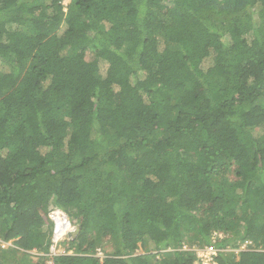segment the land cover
Wrapping results in <instances>:
<instances>
[{
  "label": "trees",
  "instance_id": "trees-1",
  "mask_svg": "<svg viewBox=\"0 0 264 264\" xmlns=\"http://www.w3.org/2000/svg\"><path fill=\"white\" fill-rule=\"evenodd\" d=\"M63 1L0 0V264H264V0Z\"/></svg>",
  "mask_w": 264,
  "mask_h": 264
},
{
  "label": "built area",
  "instance_id": "built-area-1",
  "mask_svg": "<svg viewBox=\"0 0 264 264\" xmlns=\"http://www.w3.org/2000/svg\"><path fill=\"white\" fill-rule=\"evenodd\" d=\"M49 218L52 220V222L54 223V232H53V238H52V248L50 249V251H51V254H53V252H55V248L53 247V245L54 246H58V244H59V242L63 239V236L65 235V233H66V231H64L62 234H59L58 232H57V222H58V220L59 219H63V221L66 223V226H67V230H69L70 229V224H69V221H68V218L62 213V212H60V211H58V210H53V211H51L50 213H49ZM212 250V249H211ZM53 255H55V254H53ZM215 255V251H214V253H212L211 255H210V257L208 258V260H204L203 259V261H205V262H208L210 259H211V257L212 256H214ZM206 264V263H205Z\"/></svg>",
  "mask_w": 264,
  "mask_h": 264
},
{
  "label": "rangeland",
  "instance_id": "rangeland-1",
  "mask_svg": "<svg viewBox=\"0 0 264 264\" xmlns=\"http://www.w3.org/2000/svg\"><path fill=\"white\" fill-rule=\"evenodd\" d=\"M69 1L70 0H64L62 3H63V5H67L68 3H69ZM219 236H221V235H219ZM62 241V240H61ZM63 241H68L67 239H64ZM63 242H60V244H62ZM7 244H10V243H7ZM55 245V244H54ZM53 245V247L55 248V252H53V254H55V255H60V254H63L64 253V249H65V247L64 246H54ZM7 246V245H6ZM52 248V247H51ZM50 248V249H51ZM241 249H243V247L242 248H240V249H236V250H234V252L235 253H237L238 251H240ZM233 249H226V251L228 252V251H232ZM140 251V250H139ZM197 255L199 256V257H201L202 259H204V260H208V258L210 257V255L212 254V253H214V250H211V249H198L197 250ZM52 254V255H53ZM98 256L99 257H102V255H101V253L100 252H98ZM33 259H35V258H33ZM206 262L204 261V264H205ZM48 264H52V262H48Z\"/></svg>",
  "mask_w": 264,
  "mask_h": 264
},
{
  "label": "clouds",
  "instance_id": "clouds-1",
  "mask_svg": "<svg viewBox=\"0 0 264 264\" xmlns=\"http://www.w3.org/2000/svg\"><path fill=\"white\" fill-rule=\"evenodd\" d=\"M54 210H58V211H60V212H62L61 210H59V209H54ZM53 211V210H52ZM51 212V211H50ZM64 215H65V213L64 212H62ZM66 216V215H65ZM67 217V216H66ZM48 218H49V214H48ZM68 218V217H67ZM50 219V218H49ZM50 221H52L51 219H50ZM68 221H69V219H68ZM53 223V222H52ZM69 224H70V229L69 230H65L66 231V233H65V235L63 236V239H62V241H60V242H64L63 240L64 239H67V240H69L70 238L68 237V233H70V232H73L74 230H75V228L76 227H74L73 225H71V223H70V221H69ZM53 232H54V223H53V228H52V236H51V242H52V238H53ZM60 242H59V244H58V246H61L60 245ZM7 245V246H6ZM10 244H7V243H2V242H0V247H2V248H5V247H8ZM51 246H52V244H51ZM50 246V247H51ZM243 247V249H245V247H246V245H243L242 246ZM241 247V248H242ZM207 249H211V248H207ZM243 249H241V250H243ZM206 250V249H205ZM212 250H214V249H212ZM226 250V249H225ZM240 250V251H241ZM215 251V250H214ZM216 253V252H215ZM50 255H52V254H50Z\"/></svg>",
  "mask_w": 264,
  "mask_h": 264
},
{
  "label": "bare ground",
  "instance_id": "bare-ground-1",
  "mask_svg": "<svg viewBox=\"0 0 264 264\" xmlns=\"http://www.w3.org/2000/svg\"><path fill=\"white\" fill-rule=\"evenodd\" d=\"M57 223V232L62 234L67 229L66 223L63 221V219H59Z\"/></svg>",
  "mask_w": 264,
  "mask_h": 264
},
{
  "label": "water",
  "instance_id": "water-1",
  "mask_svg": "<svg viewBox=\"0 0 264 264\" xmlns=\"http://www.w3.org/2000/svg\"><path fill=\"white\" fill-rule=\"evenodd\" d=\"M78 232H79V228L76 227L73 232L68 233V237L71 238V237L75 236Z\"/></svg>",
  "mask_w": 264,
  "mask_h": 264
},
{
  "label": "crops",
  "instance_id": "crops-1",
  "mask_svg": "<svg viewBox=\"0 0 264 264\" xmlns=\"http://www.w3.org/2000/svg\"><path fill=\"white\" fill-rule=\"evenodd\" d=\"M51 248V247H50ZM50 248H49V250H50ZM50 254H51V251H50ZM50 254H48V255H50Z\"/></svg>",
  "mask_w": 264,
  "mask_h": 264
}]
</instances>
